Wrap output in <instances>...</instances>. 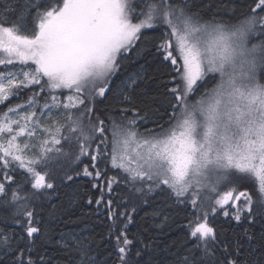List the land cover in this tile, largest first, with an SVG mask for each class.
<instances>
[{"label": "snow or ice", "instance_id": "obj_1", "mask_svg": "<svg viewBox=\"0 0 264 264\" xmlns=\"http://www.w3.org/2000/svg\"><path fill=\"white\" fill-rule=\"evenodd\" d=\"M4 15L10 18L0 20V66L35 67L0 70V103L30 86L39 91L0 114V210L7 213L0 214V264H37L30 245L40 221L30 205L51 202L45 193L58 189L53 165L73 155L77 167L90 161L84 176L100 180L102 161L121 172L132 196L161 224L173 206L190 208L184 239L168 248H175L171 264H241L240 242L233 249L220 240L213 219L222 214L240 224L264 218V0H252L235 23L205 21L188 0H56L46 7L25 0L19 14ZM161 28L159 37L146 34ZM134 52L133 64L149 53L171 62L175 86L166 89L164 123L159 108L143 99V65L113 91L114 76ZM201 86V98L190 102ZM60 90L69 95L58 96ZM109 93L100 112L96 104ZM64 144L78 151L65 152ZM17 173L25 179L6 198ZM245 181L252 190H239ZM117 182L108 178L109 193ZM156 196L164 199L153 207ZM102 203L103 193L96 200ZM112 205L109 200L110 221L128 217L117 245L119 264H131L133 241L126 232L136 208L117 213ZM245 236L252 240L247 230ZM63 246L69 264H97L86 237L72 235ZM40 264H46L43 257Z\"/></svg>", "mask_w": 264, "mask_h": 264}, {"label": "trees", "instance_id": "obj_2", "mask_svg": "<svg viewBox=\"0 0 264 264\" xmlns=\"http://www.w3.org/2000/svg\"><path fill=\"white\" fill-rule=\"evenodd\" d=\"M37 2L46 7L55 5L56 0H37ZM251 2L252 0H188V7L191 12L199 13L205 21L216 19L225 23H235L241 13L247 11ZM24 4L25 0H0V20L10 18V16L6 17L4 15L5 11L11 14L12 10L15 9L19 14V9ZM163 31L164 29L161 28L157 32H147L146 34L159 37ZM260 39H264V37ZM258 42L259 39L252 40V43ZM137 56L138 53L134 52L133 56L124 62V67L114 76L112 81L113 91L127 73L143 65L146 79L140 85V88L148 93L147 97H143V99L151 107L159 108L158 115H163V120L160 122L164 123L168 119V116L164 115L168 99L166 89L175 86L170 82L173 72L171 62L161 63L162 57H154L149 53L142 59H137L136 63H131L130 61ZM178 63L181 64V61L178 60ZM34 67L31 62L28 65L16 63L6 69L4 66H0V70L19 72L21 69L27 71L29 68L34 69ZM215 82L211 81L207 87L211 88ZM198 84H200L199 81ZM36 91H39V89L31 86L21 89L18 96L14 95L6 102L0 103V114L9 107L27 101ZM61 91L63 97L69 95L67 90H60L56 94L59 96ZM203 91L204 86H201L191 96L190 101L196 100L195 96ZM111 97L112 93H109L103 102L96 104V108L103 112L105 107L109 105ZM152 98H155V100ZM42 101L43 98H41ZM148 126L151 127V125ZM165 127H167L166 124ZM63 150L65 152L78 151V149L70 147L68 144L63 145ZM85 164H90V161L85 159L77 167L75 155L67 161L61 159L59 163L54 164L53 168L58 170L55 175V183L58 189L51 193H45V195H51L53 199L51 202L46 199L34 200L30 205V207H35L38 213L37 219L40 221L39 224L34 225L40 229V232L35 235L34 241L30 245L33 249L32 257L37 264H40L41 257H43L46 264H69V256L63 245L72 235L76 237L83 236L88 239L97 264H119L117 236L127 223L128 217H123L117 222L110 221L107 213V202L109 200L113 201L112 208L117 210V213L125 210L132 213V209L136 208V211L132 213V222L127 224L126 232L128 238L133 241L129 256L131 264H171L172 252L175 251V248L172 249V252L168 248L173 244H179L184 239L188 231L185 226L192 219L190 208L185 209L179 205L173 206L168 212V222L161 224L160 218L152 216L151 207L142 206L141 200L132 196L130 188L124 183V176L121 172L112 169L110 165L106 167L102 161L99 167L103 171V175L100 180H96L83 175L82 170ZM78 173L79 175H77ZM68 176H72L73 179L68 181ZM110 177H116L118 180L117 183L113 184L111 193L108 192L106 186V181ZM24 179L23 175L17 173L15 176L16 183L9 187L8 197L6 198H10L12 188L22 183ZM93 184H100L103 187L93 188ZM29 188L30 185L24 191H28ZM223 189H220V191L223 192ZM102 193L104 203L98 206L96 200L101 197ZM21 195H23V192ZM90 199L91 204L88 203ZM163 199L162 196H156L153 199L152 206H159L160 201ZM125 201L128 202L125 203ZM54 208L55 211H53ZM0 214L7 215L2 210H0ZM213 224L217 229L220 240L225 244L234 249L237 246L236 242H240L242 246L241 264H264V218H257L255 222L245 220L237 224L234 220H229L221 214L213 219ZM245 230H247L248 235L252 236L251 241L245 236ZM16 231L19 233L21 230L16 229ZM25 243H27V240H25ZM145 245H148V247H145ZM222 247L221 245L216 250L218 261L224 258ZM137 251L141 252L140 256L136 255ZM4 259V256L0 254V261Z\"/></svg>", "mask_w": 264, "mask_h": 264}, {"label": "rangeland", "instance_id": "obj_3", "mask_svg": "<svg viewBox=\"0 0 264 264\" xmlns=\"http://www.w3.org/2000/svg\"><path fill=\"white\" fill-rule=\"evenodd\" d=\"M174 54H176V53H174ZM181 64H182V61H181ZM196 100L197 99H200L201 98V94L200 93H198L196 96ZM99 99V98H98ZM195 101V100H194ZM190 102H192V100L190 101ZM13 118H15V117H13ZM228 187H230V186H228ZM228 187H225L224 189H223V192L224 191H227L228 190ZM253 188V185L251 184V183H248V182H242V184H241V188L239 189V190H244V189H252Z\"/></svg>", "mask_w": 264, "mask_h": 264}]
</instances>
